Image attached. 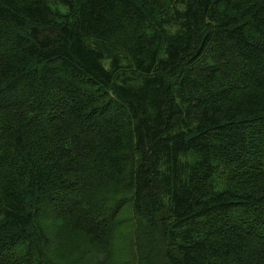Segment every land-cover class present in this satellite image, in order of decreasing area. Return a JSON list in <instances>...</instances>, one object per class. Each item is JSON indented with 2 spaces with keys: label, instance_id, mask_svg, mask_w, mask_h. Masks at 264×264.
<instances>
[{
  "label": "trees",
  "instance_id": "trees-1",
  "mask_svg": "<svg viewBox=\"0 0 264 264\" xmlns=\"http://www.w3.org/2000/svg\"><path fill=\"white\" fill-rule=\"evenodd\" d=\"M126 204L136 264H264V0H0V264Z\"/></svg>",
  "mask_w": 264,
  "mask_h": 264
},
{
  "label": "rangeland",
  "instance_id": "rangeland-1",
  "mask_svg": "<svg viewBox=\"0 0 264 264\" xmlns=\"http://www.w3.org/2000/svg\"><path fill=\"white\" fill-rule=\"evenodd\" d=\"M108 190H110L108 195V203L118 199L124 200V197L126 199H130V195L126 191L118 188L109 189V187H107L105 191ZM122 214L125 215L121 216L120 220H118L119 225L115 228L109 240L106 242V247L103 252V254H107L109 256L111 254L117 255V261H110L109 263H107L108 258L104 257L101 259L100 257H102V255H100L92 257V260H90L87 264H136V257L134 255L136 245L135 242H133V238L135 236V228L139 227L138 222H136L135 225V221H138L139 217L138 219L134 217L135 221L133 220L130 206L127 204L123 207ZM45 225L47 227L48 236L50 237V244L47 248L50 260L55 261V263L57 264H68L69 262V264H85L86 260H83L79 257L77 259H74L78 253L83 252L84 249H88V246H85V241L81 240L80 232H72L69 227H62L58 223H53L51 221H47ZM156 233L160 246L152 248L151 250L154 251L152 256H150L147 260H140V264H166L164 251H167V249L169 250V246L167 247V244L163 240L161 232L159 230H156ZM68 235H74L77 238L67 241ZM159 248V256H155V252H157ZM123 251L126 253V257L123 256ZM140 251L141 250H139V252L137 253H142ZM129 253H131L130 259L128 257Z\"/></svg>",
  "mask_w": 264,
  "mask_h": 264
}]
</instances>
